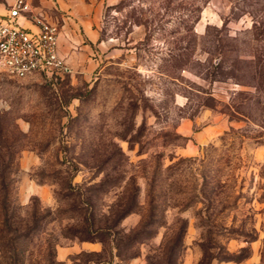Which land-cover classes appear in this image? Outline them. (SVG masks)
I'll use <instances>...</instances> for the list:
<instances>
[{"label":"rangeland","instance_id":"1","mask_svg":"<svg viewBox=\"0 0 264 264\" xmlns=\"http://www.w3.org/2000/svg\"><path fill=\"white\" fill-rule=\"evenodd\" d=\"M99 18L56 82L0 63V264H264V0Z\"/></svg>","mask_w":264,"mask_h":264},{"label":"built area","instance_id":"2","mask_svg":"<svg viewBox=\"0 0 264 264\" xmlns=\"http://www.w3.org/2000/svg\"><path fill=\"white\" fill-rule=\"evenodd\" d=\"M59 35L58 24L32 0H12L8 12L0 14V63L14 76L40 74L56 82L73 71L60 52Z\"/></svg>","mask_w":264,"mask_h":264},{"label":"crops","instance_id":"3","mask_svg":"<svg viewBox=\"0 0 264 264\" xmlns=\"http://www.w3.org/2000/svg\"><path fill=\"white\" fill-rule=\"evenodd\" d=\"M105 0H32L35 9L44 10L48 18L56 22L60 28L59 43L60 52L67 57L69 63L75 68L79 65L78 58L87 57L88 45L77 44L78 41H84L83 36L79 34L81 26L85 30V35L91 40L100 39L99 11ZM6 8L4 14L8 12ZM22 22L31 25L27 20L21 18ZM101 245L95 241H84L70 246H63L59 250V257L65 259L71 252L80 249L90 251L99 250Z\"/></svg>","mask_w":264,"mask_h":264}]
</instances>
